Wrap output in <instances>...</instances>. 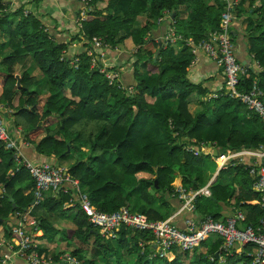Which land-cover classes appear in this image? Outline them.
<instances>
[{
    "label": "trees",
    "instance_id": "obj_1",
    "mask_svg": "<svg viewBox=\"0 0 264 264\" xmlns=\"http://www.w3.org/2000/svg\"><path fill=\"white\" fill-rule=\"evenodd\" d=\"M77 1L81 5L76 16L79 20L83 0ZM103 3L105 0L90 1L92 11L81 22L82 28L79 30L77 25V35L64 43L47 28L42 16L33 11L26 15L25 5L13 9L0 2V51H13L0 55V104L11 111V126L23 130L24 140L36 144L40 154L54 155L58 163L74 161L78 155L69 172L80 181L82 190L100 212L114 213L127 207L150 220H165L163 210L170 208L177 174L184 176L186 189L198 190L206 184L204 158L188 152L189 146L200 148L206 142L217 144L222 151L257 149L264 145V123L229 98L205 101L212 91L189 79L194 56L188 41L199 43L219 29L225 10L222 0H108L106 6L100 5ZM250 10L257 20L248 24L243 37L248 40L246 53L255 55L261 70L250 68L242 87L249 89L258 81L264 92V0H241L236 17L251 15ZM170 22L180 37L175 43L161 37ZM239 23L235 20L232 26L233 39H237L234 26ZM161 24L162 28L158 27ZM95 37L104 41L108 51L136 48L127 59L132 82L121 77L120 83L110 85L98 68H92L88 51L93 50ZM79 39H84V49L74 54L80 60L74 66V57L64 52ZM29 59L44 77L39 80L25 72L18 88L16 69ZM124 66L113 70L122 76ZM141 68L145 72L141 73ZM193 93L204 98V108L195 116L189 102ZM211 115L216 121H211ZM236 162L233 160L230 170L219 175L222 178L223 173H229L232 182L214 183L213 199H207L218 207L224 204L231 211L232 206H239L246 213L247 223L257 227L264 217V208L251 203L258 201L260 195L253 190L249 173L235 166ZM14 166L12 152L0 142V188L5 191L0 195V239L14 237L12 225L17 223H12L10 216L23 213L34 202L35 182L26 169L10 175ZM141 174L149 178H140ZM22 184L32 189L27 196ZM55 195L58 200L51 199L52 205H46L50 214L62 210L70 198L60 192ZM8 196L18 206L14 211ZM72 209L78 210L73 219L75 230L65 232L68 238L71 233L75 250L69 252L79 264H185L178 251L174 260L149 259L153 247L147 246L143 253L140 246L141 242L152 241L146 232L124 228L116 240H106L79 207ZM212 210L204 199H199L195 216L198 221L206 215L222 219L223 213ZM37 227L43 236L36 234V251L44 256L47 250L40 247L42 240L51 241L59 229L45 219L37 221ZM215 240L206 256L193 258L196 264L210 262L208 257L217 255L222 242ZM198 249L184 253L188 257ZM253 250V246H247L244 253L228 256L223 264H252L247 255ZM59 257L60 254L53 258V264H66ZM216 262L219 261L211 263Z\"/></svg>",
    "mask_w": 264,
    "mask_h": 264
},
{
    "label": "built area",
    "instance_id": "obj_2",
    "mask_svg": "<svg viewBox=\"0 0 264 264\" xmlns=\"http://www.w3.org/2000/svg\"><path fill=\"white\" fill-rule=\"evenodd\" d=\"M90 1L83 0L81 19L77 22L79 30L82 28L81 22L87 19V13L92 11L89 6ZM222 1L225 4V10L219 29L210 32L207 39L199 43L192 40L188 41L195 60L203 53L214 60L223 72L225 80L223 88L212 91L206 99L209 101L211 99L229 98L237 101L252 114L257 115L264 123V92L258 81H254L249 89L242 87L243 78L248 75L250 68L238 60L236 43L231 34L232 26L237 20L235 12L241 0ZM0 2L13 9L25 5V14L28 15L32 11L31 4L34 3V0H26L25 2L23 0H0ZM168 16L169 14L166 18ZM178 39L180 37L175 33H169L165 38V40L173 43ZM92 48L93 50L88 51V55L92 57V68H98L110 85L120 83L121 73L113 70V67L105 60L108 48H106L104 41L100 38H93ZM66 54L65 51L64 55ZM79 61V58L74 57L72 65L76 66ZM256 66L261 70L258 62H256ZM6 109L7 107L0 104V142L5 150L12 152L15 162V166L9 171V174L13 176L21 169H26L29 172L35 182L34 199L36 205L42 203L46 193L60 192L70 197L64 208L79 207L88 216L93 228L106 240H116L119 232L124 228L149 233L152 241L141 242L140 246L143 253L147 246L153 247L154 251L149 254L151 260L157 258L170 260V256H173L176 251L191 252L200 248L207 240L219 239L222 242L221 248L216 256L208 257L210 262L225 263L228 256L241 255L247 246H253V252L247 256L252 258V264H264V217L258 221V226L255 227L247 223V216L243 209L239 206L237 208L232 206L233 211L227 216H222L220 220L214 219L211 215H206L200 221L196 218L197 201L212 197L211 182L198 190L178 187L173 191L171 198L177 199L181 203L177 216L183 214L186 216L184 229H180L174 224L175 218L153 221L146 215L134 212L127 207H122L114 213L100 212L92 204L88 194L82 190L80 181L70 174L68 167L52 163L35 165L23 156L21 145L29 146L30 143L14 138L3 114ZM188 152L196 157L204 156L203 149L197 146H189ZM221 159L222 169L229 168L230 163L237 160L235 165L243 167L249 173L253 180V190L260 195V199L251 204L264 208V145L257 149L226 150ZM29 215L30 213L27 212H18L14 215L18 220L16 225H12L14 237L11 240L0 239V264H13L15 258L25 260L28 264L54 263L51 257L40 255L36 251L38 244L34 239L38 230L36 221L30 220ZM61 255L59 257L61 262L66 264L79 263L69 251Z\"/></svg>",
    "mask_w": 264,
    "mask_h": 264
},
{
    "label": "crops",
    "instance_id": "obj_3",
    "mask_svg": "<svg viewBox=\"0 0 264 264\" xmlns=\"http://www.w3.org/2000/svg\"><path fill=\"white\" fill-rule=\"evenodd\" d=\"M38 3V5H37ZM34 2L31 4V10L38 14L39 16L43 17L44 24L47 25V28H51V30L54 32L56 35V38L59 42H64L67 43L69 41H72L73 36H76L78 33V28L76 27L78 25V19L77 13L79 9L81 8V5H79L77 0H42L41 2ZM248 8V7H247ZM251 15L245 14L237 17V22L239 21V24H236L234 26V30H237V39H234L235 43H238L237 47V56L240 58V62L243 63L246 67L253 69L254 71L258 70V67L256 66V59L255 55L246 53L248 51V48H246L247 44V39L243 37L246 28L248 24L252 21L257 20V16L252 14V10H250ZM165 20V19H164ZM163 24V23H162ZM158 25V27H161L163 25ZM168 31H165L162 34V38L165 39L167 34H171L176 32V28L172 27V23L170 22V25L168 24ZM236 34V33H235ZM5 41V39H3ZM84 40V39H83ZM83 40L79 39L78 41L72 42L71 45L69 46L67 50V55H71L74 57V54H78L81 50L84 49V44ZM246 43V44H245ZM117 51H111L107 50V54L105 57V60L107 63H109L113 68H118L121 70V67L126 64L127 67L124 66V69L122 70V80L126 79L128 82H132L131 76L132 70L130 69L129 65H127V59L130 55H133L136 52V48L132 49H126V50H118ZM13 51L12 49H4L3 52L0 55L1 57H4L6 55L11 54ZM109 61V62H108ZM101 63V60L99 61ZM31 59H29L28 63H26L24 66L18 67L16 69V77L17 79L21 80V75L25 72H28L31 76L36 77L39 80H42V74L40 73L39 69L36 68L31 64ZM189 79L194 82L195 84H200L202 83L204 87H207L210 91H215L222 89L224 86V76L222 70L217 66L216 62L210 58H208L205 54L201 53L197 59L193 61L191 67L189 68ZM125 81V80H124ZM130 86V85H128ZM2 87L0 86V95L2 94ZM208 98V97H207ZM204 98L199 97L197 93H193L189 97V102H190V110L195 116L198 112H201L203 110V105L202 103ZM207 101V99H206ZM208 102V101H207ZM215 111V109H213ZM10 111L6 109L3 111L4 116L7 118L6 122L9 126V129L14 136V138L25 142L24 140V132L20 128H15L12 127L11 124L13 123V118L11 115H9ZM11 114V113H10ZM211 121L214 122L216 119L213 117V115L210 116ZM44 135L41 137L43 138ZM196 141V139H193ZM200 149H203V155L208 159L211 158L212 162L217 165L218 168V174L215 176H211L204 172V182L206 183L204 185L207 186L210 182L212 185L214 183H217L218 181H224V184H230L232 182V176L230 175L226 180L223 178H220V172H227L230 170V167L227 169H222L221 164H222V159L221 156L226 152V150L222 151L218 149L217 144H210V143H202L199 145ZM21 153L23 156L31 161L35 165H40L44 163H52V164H59L63 165V163H58L57 158L52 155L50 157L44 156L40 154V152L37 150V145L36 144H30L29 146L22 144L21 145ZM66 165V167H70L74 161L70 162H65L63 161ZM236 166V165H235ZM206 168V167H205ZM140 178H149V175L147 174H141L139 176ZM183 175L177 174L174 178L173 182V187L178 188V187H184V182H183ZM22 187H24V195L27 196L32 189L30 187H27L26 184H22ZM185 188V187H184ZM190 189V188H189ZM192 189V188H191ZM3 189L0 188V195H2ZM13 198V197H11ZM58 197L53 193L49 192L44 195V199L41 204L36 205L35 204V199L33 202L32 207L30 206L24 210V213H30L29 218H34L33 220L37 221L45 219V220H51L55 223V226L58 227L59 232L56 233L54 238L50 240H42L41 248L47 250V254L45 256L51 257L53 262H54V257L59 255L62 256L63 252H67L70 250H75V245L73 242L70 240L71 236V231H74L75 228L73 226V222H69L67 218L61 217L57 213L50 214L48 209H47V204H50V200L53 199L55 202L58 200ZM14 200V198H13ZM15 201V200H14ZM16 203V202H15ZM161 204V203H160ZM17 205V204H16ZM162 205V204H161ZM219 207H221V211L218 213H223L222 216H227L228 214L231 213L230 208L228 209L227 206L224 204H221ZM13 208V206H12ZM18 208V206H17ZM180 208V202L177 199H172L171 198V204H170V211L167 209L163 210V215L167 216L168 218H175L174 224L180 228L184 229L185 228V214L183 216H177L179 215L178 211ZM62 210L65 212L72 210V209H65L62 207ZM14 211V210H13ZM78 212V211H77ZM162 212V211H161ZM177 216V217H176ZM10 220L15 223H17V219L14 217V215L10 216ZM38 233L37 236L41 237L43 236V232L39 231L37 227ZM65 230L70 231L71 233L69 234V238L67 237V234ZM65 232V233H64ZM36 233V232H35ZM62 237L61 238V243L56 244L55 240L56 237ZM69 240L70 243L67 241ZM212 244L216 243V240L211 241ZM63 244V246H62ZM221 246L218 247V252L220 250ZM217 252V253H218ZM133 257V256H132ZM176 258V253H173V256H170V260H174ZM13 264H28L25 260H22L20 258H15L13 261ZM223 264V263H221Z\"/></svg>",
    "mask_w": 264,
    "mask_h": 264
},
{
    "label": "rangeland",
    "instance_id": "obj_4",
    "mask_svg": "<svg viewBox=\"0 0 264 264\" xmlns=\"http://www.w3.org/2000/svg\"><path fill=\"white\" fill-rule=\"evenodd\" d=\"M42 0H34V2H41ZM107 1L108 0H105V2L106 3H103V4H100V5H103V6H106V4H107ZM241 2V1H240ZM37 5H38V3H37ZM239 5H240V3H239ZM103 6H100L101 8H103ZM90 9L92 10V7H90ZM109 62V61H108ZM143 72H145V69L144 68H141V73H143ZM9 152V151H8ZM77 157H78V155L77 154H75V159H74V161L77 159ZM201 157H203L204 158V162H205V164H206V168H205V171H206V173L207 174H209V175H211V176H215L216 174H218V168H217V165L216 164H214L213 162H212V159L211 158H206L205 156H201ZM63 165H66L64 162H63ZM230 175L228 174V173H223L222 174V178L223 179H227L228 177H229ZM223 181H221V183H222ZM204 199V202L206 201L207 202V204L209 205V208L210 209H213L212 211L213 212H219V211H221V207H218V206H215L216 204H213V203H210L208 200L209 199H206V198H203ZM32 205H33V203H32ZM32 205L30 206V208L32 207ZM159 206V205H158ZM167 210H169L170 211V208L169 209H167ZM77 209H72V210H69V211H67V212H63L62 210H60L59 212H58V215L59 216H61V217H64V218H67L68 219V221L69 222H73V219H74V217H75V215H76V213H77ZM61 238L62 237H56V240H55V242H56V244L58 245V244H60L62 241H61ZM69 243H70V241L69 240H67ZM211 241H213V240H207L205 243V246L202 248H200V249H198V251L197 252H194V253H190L189 255H188V257H186V253H184V252H182L181 250H179L178 251V255L180 256V258L184 261V263L185 264H196L195 263V260L193 259L194 257H196V258H198L197 256H199L200 254H202V255H204V256H206L208 253H209V250L213 247V244L211 243ZM73 244L75 245V243L73 242ZM62 246H63V244H62ZM73 251V250H72ZM126 253V252H125ZM137 259V255H134V257L132 258V260L133 261H135ZM77 264H79V263H77ZM100 264H103V263H100ZM203 264H221V263H219V262H216V263H211V262H205V263H203Z\"/></svg>",
    "mask_w": 264,
    "mask_h": 264
},
{
    "label": "water",
    "instance_id": "obj_5",
    "mask_svg": "<svg viewBox=\"0 0 264 264\" xmlns=\"http://www.w3.org/2000/svg\"><path fill=\"white\" fill-rule=\"evenodd\" d=\"M20 85H21V80L18 79V83H17L18 88L20 87ZM69 152H70V145H68V153ZM156 185H158L157 181H156ZM8 198H9L10 202L12 203L13 210H16L17 205H16L15 201L13 200V198H11V196H8ZM211 198L213 199V197H211ZM0 221H1V219H0Z\"/></svg>",
    "mask_w": 264,
    "mask_h": 264
}]
</instances>
